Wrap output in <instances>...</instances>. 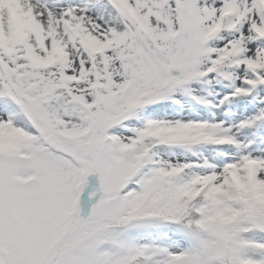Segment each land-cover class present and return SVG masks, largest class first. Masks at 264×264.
<instances>
[{"label":"snow or ice","instance_id":"1","mask_svg":"<svg viewBox=\"0 0 264 264\" xmlns=\"http://www.w3.org/2000/svg\"><path fill=\"white\" fill-rule=\"evenodd\" d=\"M0 264H264V0H0Z\"/></svg>","mask_w":264,"mask_h":264}]
</instances>
